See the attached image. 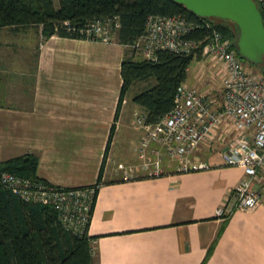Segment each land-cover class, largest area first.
Segmentation results:
<instances>
[{"label":"crops","instance_id":"crops-1","mask_svg":"<svg viewBox=\"0 0 264 264\" xmlns=\"http://www.w3.org/2000/svg\"><path fill=\"white\" fill-rule=\"evenodd\" d=\"M35 30L9 28L14 35ZM35 34L31 78L9 77L0 65V160L34 153L43 180L100 183L88 228L92 264H264V194L255 208L216 214L244 175L224 165L218 146L198 153L212 169L181 173L166 159L160 176L123 178L124 165L140 161L144 129L134 119L145 113L125 100L117 115L127 46Z\"/></svg>","mask_w":264,"mask_h":264},{"label":"built area","instance_id":"built-area-1","mask_svg":"<svg viewBox=\"0 0 264 264\" xmlns=\"http://www.w3.org/2000/svg\"><path fill=\"white\" fill-rule=\"evenodd\" d=\"M259 2L264 9V0ZM114 21L119 26V21ZM111 22L112 19L95 21L85 32L89 37L111 41ZM193 27L194 23L182 13L151 15L145 36L133 46L144 58H154L160 48L191 51L196 42L182 36ZM202 55L206 61H217L222 81L221 101L216 103L215 96L212 98L198 86L185 82L177 90L173 109L158 123L148 124L143 114L136 116L135 124L144 129L138 149L140 161L126 164L122 172L125 180L136 178L139 171L149 177L160 176L166 159L176 161V170L181 173L212 169L213 163L198 153L221 141L219 154L224 165L244 169L241 180L216 210L218 217L227 218L233 209L249 210L263 200L264 73L247 67L233 40L217 29H213ZM1 183L24 201L52 205L66 229L78 235L88 231L100 183L64 187L8 171L2 173Z\"/></svg>","mask_w":264,"mask_h":264},{"label":"trees","instance_id":"trees-1","mask_svg":"<svg viewBox=\"0 0 264 264\" xmlns=\"http://www.w3.org/2000/svg\"><path fill=\"white\" fill-rule=\"evenodd\" d=\"M57 1L0 0V29L41 28L45 38L57 34L95 39L87 35L86 27L98 20L112 19V38L128 48L122 63L123 87L121 102L116 109L117 115L124 96L131 93L137 83L153 78L155 84L136 91L132 97L134 103L144 109L143 115L147 123H158L173 109L177 90L187 82L192 62L204 58L203 48L211 39L213 29L233 40L239 55L236 43L239 30L236 25L234 30L228 25L230 21L224 20L225 23L221 22L215 27L212 22V25L209 24L211 17L198 16L175 0ZM258 5L260 6L259 1ZM260 10L264 17L261 6ZM181 13L194 23V27L182 37L196 42L195 48L183 52L160 48L154 58H144L138 53L133 44L145 36L149 16ZM115 19L119 21V26H116ZM241 58L244 60L242 56ZM38 162L39 158L34 153L0 160V264L94 263V237L88 231L78 235L66 229L52 205L24 201L19 195L3 187L1 176L5 171L33 181L43 180L37 176ZM211 251L210 248L207 255Z\"/></svg>","mask_w":264,"mask_h":264},{"label":"rangeland","instance_id":"rangeland-1","mask_svg":"<svg viewBox=\"0 0 264 264\" xmlns=\"http://www.w3.org/2000/svg\"><path fill=\"white\" fill-rule=\"evenodd\" d=\"M260 6L261 9H263V6L261 4ZM210 21L214 24L215 27L221 22L225 23L224 19L216 17H211ZM228 23L227 24L235 30L236 24L233 21H230ZM38 30L39 29H36L35 32H38ZM5 31L8 34L0 35V65H4L3 69L4 71H6V74L9 77L16 76L21 78L25 73L26 77L31 78L33 76V73L35 72V63L37 59V37L35 32H31V34L27 32L26 34L14 35L9 31V28H5ZM237 34H239V31ZM216 63L217 61L214 59L208 61H206L204 58L194 60L191 67L189 68L187 82L190 85L196 87L198 86L205 93L210 94L212 98L215 96L216 103H219L222 99V81L220 80L218 69L216 70L215 68ZM244 63L247 67H250L255 72H262L264 70V64L252 65V63L246 60V58L244 59ZM152 84H155V79L153 78L151 80H148L147 82L137 83L135 89L131 91V93H128L126 96H124L123 102H125L126 100V107L128 108L130 104L134 103L132 96L136 91H142L147 87L152 86ZM221 145V141L216 142V146H218L219 148Z\"/></svg>","mask_w":264,"mask_h":264},{"label":"water","instance_id":"water-1","mask_svg":"<svg viewBox=\"0 0 264 264\" xmlns=\"http://www.w3.org/2000/svg\"><path fill=\"white\" fill-rule=\"evenodd\" d=\"M201 17L233 21L239 30V55L255 65L264 64V17L257 0H175Z\"/></svg>","mask_w":264,"mask_h":264}]
</instances>
